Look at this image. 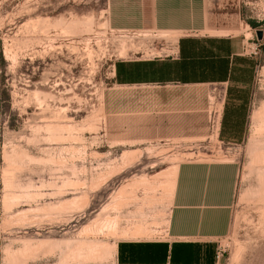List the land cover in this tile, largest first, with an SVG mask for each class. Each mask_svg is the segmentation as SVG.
<instances>
[{"label":"rangeland","instance_id":"obj_1","mask_svg":"<svg viewBox=\"0 0 264 264\" xmlns=\"http://www.w3.org/2000/svg\"><path fill=\"white\" fill-rule=\"evenodd\" d=\"M207 4L231 38L195 51L234 46L231 73L165 89L146 63L177 58L180 34L115 31L105 0H0V264H110L119 241L157 237L120 227L132 190L163 193L147 178L197 159L236 168L211 264H264V0Z\"/></svg>","mask_w":264,"mask_h":264},{"label":"crops","instance_id":"obj_2","mask_svg":"<svg viewBox=\"0 0 264 264\" xmlns=\"http://www.w3.org/2000/svg\"><path fill=\"white\" fill-rule=\"evenodd\" d=\"M105 1L106 22L115 31L180 34L176 41L179 42L177 58L164 65L160 63L159 67L158 62L146 63L153 67L152 73L158 77L153 78L150 85H161L155 88L166 89L168 84L174 83L183 86L198 85L202 81V84H224L229 77V63L226 73L218 67L212 69L211 65L199 72L189 65L197 61L190 55V41L230 37L229 33L224 35V29L210 25L207 0ZM213 33L216 34L211 35ZM235 55L239 54L232 46L231 53L225 57L206 59L215 62L218 58ZM208 74L214 78L197 80ZM147 183L151 188L155 183L156 186L163 185L166 190L153 196L151 191H146L150 190L148 187L133 189L132 195L137 201L121 213L117 212L116 218L123 229L141 228V232L157 234V237L141 236L119 241L117 258L110 264H211L213 248L230 228L236 186L235 165L226 161L187 160L148 177Z\"/></svg>","mask_w":264,"mask_h":264},{"label":"trees","instance_id":"obj_3","mask_svg":"<svg viewBox=\"0 0 264 264\" xmlns=\"http://www.w3.org/2000/svg\"><path fill=\"white\" fill-rule=\"evenodd\" d=\"M252 29H257L258 28V25H257V23H255L254 21H249L248 23H247ZM263 41H264V39H263ZM205 42H208V41H205V40H202L201 42H198V41H190L189 43L191 44V46H192V48L190 49V55H192L194 58H197V59H201L202 57H203V59H206L207 57H210V55L212 56V57H220L221 55H213V54H211V53H209V52H207L206 53V55H203L202 57H201V55H199V53H196V51H195V47H197V45H199V44H201V43H205ZM207 60V59H206ZM205 60V61H206ZM196 61V60H195ZM195 61H192L191 62V64H189V65H191L192 66V69L193 70H195V68L197 67L196 65V63H195ZM188 65V66H189ZM202 65H203V68H202V71L201 70H198V71H201V72H203V69L206 67L207 68V66H209V65H211L212 66V69L214 68V67H218L219 69H220V71L221 72H223V69H224V71H225V73H226V70H227V67H228V63H227V61H225L224 59H217V60H215V62H213V61H209V62H202ZM210 67V66H209ZM185 68H186V64H185ZM211 69V68H210ZM197 70V69H196ZM200 77V79L199 80H206V77H209L210 79H212V78H214L213 77V75H211V74H208V76H199ZM198 78V77H197ZM221 78V77H220ZM188 79V78H187ZM186 79V80H187ZM209 79V80H210ZM215 79H218V78H215ZM198 80V79H197Z\"/></svg>","mask_w":264,"mask_h":264},{"label":"water","instance_id":"obj_4","mask_svg":"<svg viewBox=\"0 0 264 264\" xmlns=\"http://www.w3.org/2000/svg\"><path fill=\"white\" fill-rule=\"evenodd\" d=\"M255 35H256L257 41H261L264 37L263 31H261V30H256Z\"/></svg>","mask_w":264,"mask_h":264},{"label":"bare ground","instance_id":"obj_5","mask_svg":"<svg viewBox=\"0 0 264 264\" xmlns=\"http://www.w3.org/2000/svg\"><path fill=\"white\" fill-rule=\"evenodd\" d=\"M67 23H68V22H67ZM70 23H72V24H73V22H70ZM70 23H69V24H70ZM74 24H75V22H74ZM69 26H70V25H69ZM73 26H75V25H73ZM70 27H72V26H70ZM69 29H70V28H69Z\"/></svg>","mask_w":264,"mask_h":264},{"label":"built area","instance_id":"obj_6","mask_svg":"<svg viewBox=\"0 0 264 264\" xmlns=\"http://www.w3.org/2000/svg\"><path fill=\"white\" fill-rule=\"evenodd\" d=\"M217 258H219V257H217Z\"/></svg>","mask_w":264,"mask_h":264}]
</instances>
